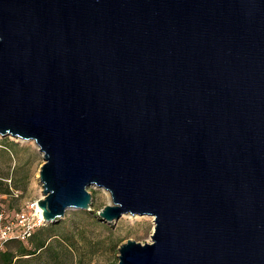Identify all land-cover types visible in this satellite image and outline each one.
Segmentation results:
<instances>
[{"label":"water","instance_id":"obj_1","mask_svg":"<svg viewBox=\"0 0 264 264\" xmlns=\"http://www.w3.org/2000/svg\"><path fill=\"white\" fill-rule=\"evenodd\" d=\"M0 135L45 221L155 216L119 264H264V0H0Z\"/></svg>","mask_w":264,"mask_h":264},{"label":"rangeland","instance_id":"obj_2","mask_svg":"<svg viewBox=\"0 0 264 264\" xmlns=\"http://www.w3.org/2000/svg\"><path fill=\"white\" fill-rule=\"evenodd\" d=\"M44 161L35 141L0 135V182L3 180L11 190L8 194L0 193V212L14 223L16 231L23 228L18 221L21 212L28 214L35 228L49 223H40L32 207L43 195L39 173ZM88 191L92 194L91 210L68 209L65 217L58 220L56 232L60 237L55 239L53 248L26 264H56L58 256L62 264H119V248L128 239L152 242L155 227L152 215L125 214L117 220H105L98 212L111 204L110 192L95 185L89 186ZM23 241L27 244V239ZM6 247L16 249L17 243H8Z\"/></svg>","mask_w":264,"mask_h":264},{"label":"trees","instance_id":"obj_3","mask_svg":"<svg viewBox=\"0 0 264 264\" xmlns=\"http://www.w3.org/2000/svg\"><path fill=\"white\" fill-rule=\"evenodd\" d=\"M3 181V180H2ZM0 186V193H11L10 186L3 182ZM59 222H49L46 226L37 227L32 234L27 238V244L20 239L9 240L5 247L0 250V264H26L31 259L38 257L41 252L45 250H51L54 245L55 239L60 236L56 232V228ZM16 242V249L6 247L8 243ZM59 247H63V243L58 244ZM56 264H62L59 256Z\"/></svg>","mask_w":264,"mask_h":264},{"label":"built area","instance_id":"obj_4","mask_svg":"<svg viewBox=\"0 0 264 264\" xmlns=\"http://www.w3.org/2000/svg\"><path fill=\"white\" fill-rule=\"evenodd\" d=\"M38 202L32 204V207L35 208L37 217L40 219V223L44 222L40 217V214L37 211ZM18 221L22 223L23 228L21 231H16L15 225L13 222L7 220L3 213L0 212V250H2L6 243L11 239H27L32 232L35 230V224H31L28 220V214L26 212H21L18 214Z\"/></svg>","mask_w":264,"mask_h":264},{"label":"bare ground","instance_id":"obj_5","mask_svg":"<svg viewBox=\"0 0 264 264\" xmlns=\"http://www.w3.org/2000/svg\"><path fill=\"white\" fill-rule=\"evenodd\" d=\"M96 186V185H95ZM110 196H111V194H110ZM111 203H112V199H111ZM37 211H38V213L40 214V217L43 219V209L39 206V205H37ZM125 215V214H124ZM139 215H134V217H138ZM148 216V215H147ZM153 219L155 218V216L154 215H152L151 216Z\"/></svg>","mask_w":264,"mask_h":264}]
</instances>
